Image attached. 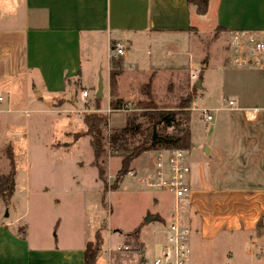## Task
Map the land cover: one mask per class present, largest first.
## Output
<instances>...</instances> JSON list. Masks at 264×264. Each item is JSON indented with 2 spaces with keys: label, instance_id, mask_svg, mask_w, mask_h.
<instances>
[{
  "label": "crops",
  "instance_id": "obj_1",
  "mask_svg": "<svg viewBox=\"0 0 264 264\" xmlns=\"http://www.w3.org/2000/svg\"><path fill=\"white\" fill-rule=\"evenodd\" d=\"M206 17L212 42L211 51L205 53L197 40L204 38ZM217 28L223 31L213 37ZM231 31L262 36L264 0H208L203 16L187 0H0V117L9 126L8 122H18L16 113H25L38 99L45 105L76 90L87 91V102L95 104V98L90 99L92 75L106 63V109L100 108V101L96 107L103 114L110 109V72L117 61L110 56L112 43H121L125 51L119 58L121 75L116 77L115 91L127 107L140 97L141 86L148 81L157 106L176 100L182 88L180 71H190L191 63L203 65L204 71L219 75L220 83L211 94L210 82L203 88L201 78V88L192 97L188 125L192 147L187 151L190 192L179 203L180 222L190 228L191 243L213 242L222 235L254 237L253 245L259 250L253 253L254 262L264 264V72L236 68L229 56L223 57L218 46ZM138 50H145L146 56L136 61ZM29 90L36 95L29 96ZM202 109L213 111L211 125L201 119ZM19 135L26 138L29 131ZM72 181L79 186L80 180ZM56 185H51L56 192L67 189L62 180ZM94 186L103 190L98 172ZM143 216L129 233L96 231L97 225L91 226L90 236L99 232L103 244L106 232L108 243L116 244V250L109 246L106 253L101 247L94 264H145L141 232L148 223ZM1 218L0 264H85L89 239L35 246L25 228L17 233L23 227H14L18 218ZM137 229L138 235H129ZM159 236L164 240V229ZM134 239L141 253L117 250L130 248Z\"/></svg>",
  "mask_w": 264,
  "mask_h": 264
},
{
  "label": "rangeland",
  "instance_id": "obj_2",
  "mask_svg": "<svg viewBox=\"0 0 264 264\" xmlns=\"http://www.w3.org/2000/svg\"><path fill=\"white\" fill-rule=\"evenodd\" d=\"M204 23H207L203 28L204 38L197 40L201 41L203 52L206 49L210 50L212 42L210 41V18L206 17ZM198 46L197 44V48ZM218 48L221 49L223 57L228 59L229 51L227 40L224 37ZM137 52L139 53H137L136 61L145 58V50ZM105 65L106 63L102 64L100 68L103 69L102 73L98 70L92 75L93 86L90 89L92 101L101 77L104 86V98L100 100L102 110L106 109ZM202 68L201 64L191 63L190 71H180L181 91L176 95L177 99L168 104L157 106L152 97L151 81L144 83L141 86L142 90L140 89V94L141 92L142 94L128 106L129 111L112 112L109 115L107 127L102 128L104 138L108 136L110 129L123 126L128 116L142 112L148 100L143 93L148 90V86L151 93L150 99L158 108L179 112L182 116L188 113L191 106L188 112L179 107L185 104L187 99L192 101L193 95L199 92L193 83L190 84L193 80L192 75L195 74L197 78L191 81L194 84L199 79H203V88H206L207 83L210 82L208 90L211 94L219 87V75L212 71L206 72ZM172 89L168 91H174ZM80 94L81 91L76 90L66 99L45 105L42 98L38 99L39 103L29 105L25 113L14 115L18 118V122L17 119L14 120L13 125L10 122H8L9 126L5 125L7 123L4 121V116L0 117V177L10 172L11 165L8 158L11 157L14 162L15 181L14 194L9 204L0 199V217L10 221L18 218L19 221L14 227H23L17 228V233L21 234L25 228L29 242L40 246L43 243L60 244L70 243L72 240L74 242L84 241V239L94 242L96 233L91 232V236L89 235L93 225H97L96 231L101 228L106 231L107 228L129 233L140 223L142 215L145 220L149 214H157L159 218L145 224L141 232V239L145 241V256L150 262L159 255L160 244L163 240L159 235L164 229V219L173 211V199L165 193L144 189L133 178L125 177L126 175L122 177L117 188L110 189L120 167V159L111 157L107 152L103 158L102 167L105 171L104 181L108 189L104 192L105 205L101 204L103 190L97 191L94 186L97 169L93 165L89 138L85 135L74 138L75 134L86 132L83 115L90 114V112L83 111L86 108L91 110L97 106L90 101L85 104ZM30 95L36 94L29 90ZM43 98L45 99V96ZM200 102L198 104L205 105ZM192 114L195 113L192 112ZM100 115L103 116L102 113ZM24 129L29 131V136L26 138L19 135ZM7 130H11L14 135L13 133L6 135ZM161 133L174 134L175 130L172 128L164 130L159 127L158 134ZM151 158V152L142 154L132 162L129 170L145 171L150 166ZM73 179L80 180L79 186L72 181ZM61 180L67 189L65 188V192H56L51 185L55 188ZM104 237L101 246L103 252L106 253L109 246L116 250V244L108 243L106 232ZM238 237H240L239 240ZM130 242L131 251L142 252V247L135 239ZM253 243L255 244V238L249 239L245 235H222L216 241L203 244L195 241L191 243L189 240L191 264H255L253 253L259 250ZM262 252L264 253V244Z\"/></svg>",
  "mask_w": 264,
  "mask_h": 264
},
{
  "label": "trees",
  "instance_id": "obj_3",
  "mask_svg": "<svg viewBox=\"0 0 264 264\" xmlns=\"http://www.w3.org/2000/svg\"><path fill=\"white\" fill-rule=\"evenodd\" d=\"M188 5L195 8L196 14L203 16L208 11V0H187ZM215 37H218L222 33L221 28L215 30ZM121 72V62L115 61L113 63V69L110 72V102L109 108L112 111L121 109L125 104L120 100L115 91L116 77ZM147 88V87H146ZM147 97V102L142 108L140 114H133L128 116L125 123L121 127L110 129V132L106 138L102 134V128L107 127L108 118L97 114L83 115V122L86 127L85 136L89 138V144L93 153V165L98 172V178L103 184L102 204L104 203V192L107 191V184L104 181L105 171L102 167L103 158L110 153L111 157H117L120 159V167L117 171V175L110 189L118 187L121 183L122 177L126 175L134 160L139 158L144 153H150L156 149H183L188 151L192 144L190 142L189 133V112L191 100L187 99L185 104L179 108L186 109L188 113L179 114L170 110H164L158 108L150 99L151 93L148 86V90L144 93ZM101 99H95V104L99 107V101ZM167 130L172 128L175 130L174 134H158V128ZM156 131L157 138L152 140L153 131ZM80 137L79 134H75V139ZM11 170L6 176L0 177V199L9 204L15 190L14 171H13V158L9 157ZM139 230H135L129 235H138ZM102 246V239L99 232L96 233L94 242H90L86 245L84 251L85 264H94L100 249Z\"/></svg>",
  "mask_w": 264,
  "mask_h": 264
},
{
  "label": "built area",
  "instance_id": "obj_4",
  "mask_svg": "<svg viewBox=\"0 0 264 264\" xmlns=\"http://www.w3.org/2000/svg\"><path fill=\"white\" fill-rule=\"evenodd\" d=\"M227 48L229 60L236 68H256L264 72V34L258 36L250 31H231L228 33ZM125 55L121 43H112L110 56L114 60ZM196 78V75H192ZM80 97L86 104L87 91H81ZM3 97L0 94V104ZM232 104L231 102L229 103ZM124 105L117 111L107 109L103 116L109 118L112 112H127ZM83 112L100 115L98 108L85 109ZM201 119L208 125L213 123V111L202 109ZM150 166L142 172L129 170L125 177L133 178L146 190L157 191L170 195L174 201L173 211L164 219L165 236L160 246L159 255L145 264H188L191 250L189 240L191 230L180 222L178 206L182 199L190 192L189 177L191 172L187 151L183 149H156L152 152ZM117 250L128 251V247Z\"/></svg>",
  "mask_w": 264,
  "mask_h": 264
},
{
  "label": "water",
  "instance_id": "obj_5",
  "mask_svg": "<svg viewBox=\"0 0 264 264\" xmlns=\"http://www.w3.org/2000/svg\"><path fill=\"white\" fill-rule=\"evenodd\" d=\"M195 88L196 89H200L201 88V80L200 79L195 84ZM102 95H103V85H102V78L100 77L99 81H98L97 90H96V93L94 95V98L95 99H101ZM156 138H157V134H156V131L154 130L153 134H152V140L154 141V140H156ZM153 220H155V218L147 217L145 219V222L149 223V222H151Z\"/></svg>",
  "mask_w": 264,
  "mask_h": 264
},
{
  "label": "bare ground",
  "instance_id": "obj_6",
  "mask_svg": "<svg viewBox=\"0 0 264 264\" xmlns=\"http://www.w3.org/2000/svg\"><path fill=\"white\" fill-rule=\"evenodd\" d=\"M250 117H251V115H250ZM253 118V117H252Z\"/></svg>",
  "mask_w": 264,
  "mask_h": 264
}]
</instances>
